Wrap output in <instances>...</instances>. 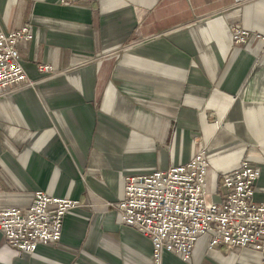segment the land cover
Returning a JSON list of instances; mask_svg holds the SVG:
<instances>
[{"label": "crops", "instance_id": "1", "mask_svg": "<svg viewBox=\"0 0 264 264\" xmlns=\"http://www.w3.org/2000/svg\"><path fill=\"white\" fill-rule=\"evenodd\" d=\"M26 24L32 38L16 46L36 84L0 95V208L26 209L38 190L78 205L60 240L33 252L0 230V264H152L151 241L110 203L127 176L201 149L211 201L247 158L264 203V0H0V32ZM208 243L162 264H261L254 249Z\"/></svg>", "mask_w": 264, "mask_h": 264}, {"label": "built area", "instance_id": "2", "mask_svg": "<svg viewBox=\"0 0 264 264\" xmlns=\"http://www.w3.org/2000/svg\"><path fill=\"white\" fill-rule=\"evenodd\" d=\"M77 0H58L60 4ZM250 33L234 28L231 39L244 44ZM256 37L263 41L260 33ZM29 25L0 32V95L34 86L21 64L17 42L29 40ZM38 70L48 76L59 72L48 64ZM208 162L201 149L188 161L150 173L129 175L122 198L110 203L120 220L148 238L152 245V264H162V254L170 251L182 259L191 257L196 241L209 236V247L225 244L251 248L264 264V203L254 200L259 170L245 158L241 165L221 176L223 194L218 201L206 199ZM78 201L35 191L26 209L0 208V230L6 243L19 252H33L38 245L60 240L63 218Z\"/></svg>", "mask_w": 264, "mask_h": 264}, {"label": "rangeland", "instance_id": "3", "mask_svg": "<svg viewBox=\"0 0 264 264\" xmlns=\"http://www.w3.org/2000/svg\"><path fill=\"white\" fill-rule=\"evenodd\" d=\"M206 187H207V185H206ZM209 192L210 191L206 192V199L209 200V201H211L212 200V195L211 194H212L213 191L211 190V192L210 193Z\"/></svg>", "mask_w": 264, "mask_h": 264}]
</instances>
